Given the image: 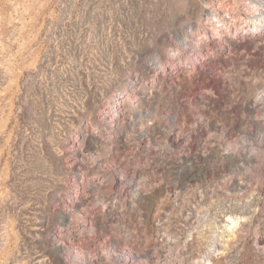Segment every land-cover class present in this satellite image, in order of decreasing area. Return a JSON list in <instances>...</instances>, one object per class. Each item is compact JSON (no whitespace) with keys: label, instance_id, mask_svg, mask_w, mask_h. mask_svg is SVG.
I'll return each instance as SVG.
<instances>
[{"label":"rangeland","instance_id":"obj_1","mask_svg":"<svg viewBox=\"0 0 264 264\" xmlns=\"http://www.w3.org/2000/svg\"><path fill=\"white\" fill-rule=\"evenodd\" d=\"M243 6L0 0V264H264V31L234 34Z\"/></svg>","mask_w":264,"mask_h":264},{"label":"bare ground","instance_id":"obj_2","mask_svg":"<svg viewBox=\"0 0 264 264\" xmlns=\"http://www.w3.org/2000/svg\"><path fill=\"white\" fill-rule=\"evenodd\" d=\"M208 5V4H207ZM215 9V8H214ZM218 10V9H217ZM213 11V10H212ZM214 13L212 12H208L205 16V18L207 19V22L205 23V27H207L208 29L212 30V39H214V37L217 39H220L221 38V35L223 33V30H224V23H222L220 20L216 19V12L217 11H213ZM219 13V12H218ZM264 24V16L263 14H258L254 17V19L251 20V22L249 23H245L243 25V27H241L240 29L243 30L245 28H253V29H259L261 26H263ZM207 30V29H206ZM216 30V31H215ZM214 31V33H213ZM225 33V32H224ZM198 37V36H197ZM210 38V39H211ZM200 41V40H199ZM197 42V41H195ZM181 43V42H180ZM200 43V42H199ZM188 49V48H187ZM172 52V51H171ZM175 53V52H174ZM190 53V52H189ZM192 53V52H191ZM190 55V54H189ZM198 55V54H197ZM201 58L203 59V56L202 54H200ZM173 56V55H172ZM188 57H186L184 60H186ZM189 60V59H188ZM184 62V61H183ZM182 62V64H183ZM165 63V62H164ZM176 63H181V60H176V59H173V60H169L167 61L165 64H167V68H175L176 66ZM162 64V63H161ZM186 64V63H185ZM193 64V63H192ZM199 65V64H198ZM198 65H191L189 67H193L194 68H197ZM183 66V65H181ZM202 66V65H201ZM161 67H164L163 64ZM166 67V66H165ZM164 67V68H165ZM181 70V69H180ZM198 78V77H197ZM140 87V86H139ZM133 89V88H132ZM150 91V90H149ZM129 94V91L127 89H121V90H118L116 91V93L110 97V98H114L115 96H118L117 99H118V102H117V99L115 100V102L113 103V106H112V100H110V98H107L108 101L106 102V106L103 110V113L105 114V117L108 119H114V117H117L118 115V112H119V109H120V106L121 104H123V101L125 100V97ZM108 96V95H107ZM112 107V108H111ZM111 108V109H110ZM114 108H116V111L114 112L113 114V110ZM110 109V111H108ZM104 117V118H105ZM106 123V122H105ZM115 127V126H114ZM76 156V155H75ZM76 158V157H75ZM78 158V157H77ZM84 217V216H83ZM84 220V219H83ZM80 221V220H79ZM235 224L234 220L231 221L230 224L226 225V228H229V229H232L233 228V225ZM232 225V226H231ZM69 226V225H68ZM57 250V249H56ZM153 264H161V263H153Z\"/></svg>","mask_w":264,"mask_h":264},{"label":"built area","instance_id":"obj_3","mask_svg":"<svg viewBox=\"0 0 264 264\" xmlns=\"http://www.w3.org/2000/svg\"><path fill=\"white\" fill-rule=\"evenodd\" d=\"M242 12H243L244 19H246L244 23L251 21L258 14H263L264 16V0H244V6L242 8ZM242 25L244 24L242 23ZM242 25L239 26L238 29L234 30V34L241 35V36H256L264 31V24L263 26H261L259 29H256V30L253 28H245L241 30L240 28L243 27ZM214 39H217V37L216 38L214 37ZM195 65H198V63H196ZM117 97L118 96H115L113 98L112 106L115 100L117 99ZM117 102H118V99H117ZM110 109L108 111H110ZM115 111H116V108H114L113 114Z\"/></svg>","mask_w":264,"mask_h":264}]
</instances>
